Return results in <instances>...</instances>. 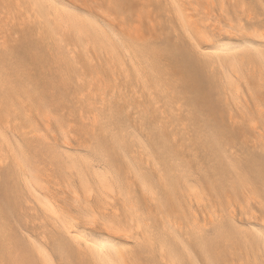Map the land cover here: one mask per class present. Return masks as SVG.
I'll list each match as a JSON object with an SVG mask.
<instances>
[{
	"label": "bare ground",
	"instance_id": "6f19581e",
	"mask_svg": "<svg viewBox=\"0 0 264 264\" xmlns=\"http://www.w3.org/2000/svg\"><path fill=\"white\" fill-rule=\"evenodd\" d=\"M0 178V264H264V0H0Z\"/></svg>",
	"mask_w": 264,
	"mask_h": 264
},
{
	"label": "rangeland",
	"instance_id": "374dc122",
	"mask_svg": "<svg viewBox=\"0 0 264 264\" xmlns=\"http://www.w3.org/2000/svg\"><path fill=\"white\" fill-rule=\"evenodd\" d=\"M17 197V191L10 185L9 180L7 178H0V208L3 210L2 215L6 218L7 223L12 226L15 235L19 234L20 231H26L24 227L25 224L22 223L24 222L23 212L19 210L21 207H19V197ZM13 205H15L16 208H14Z\"/></svg>",
	"mask_w": 264,
	"mask_h": 264
}]
</instances>
